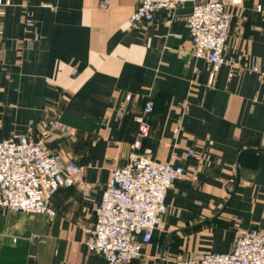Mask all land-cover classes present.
<instances>
[{
    "label": "crops",
    "instance_id": "crops-1",
    "mask_svg": "<svg viewBox=\"0 0 264 264\" xmlns=\"http://www.w3.org/2000/svg\"><path fill=\"white\" fill-rule=\"evenodd\" d=\"M2 2L0 141L58 122L49 148L81 173L51 198L53 219L0 211V264H106L84 240L110 173L133 152L185 175L128 264L226 254L237 235L264 233V0L229 9L225 64L212 85L207 62L191 55L192 4L134 29L127 20L138 0ZM138 118L148 135L135 150Z\"/></svg>",
    "mask_w": 264,
    "mask_h": 264
},
{
    "label": "built area",
    "instance_id": "built-area-1",
    "mask_svg": "<svg viewBox=\"0 0 264 264\" xmlns=\"http://www.w3.org/2000/svg\"><path fill=\"white\" fill-rule=\"evenodd\" d=\"M187 3L192 4L186 19L191 55L207 62L208 83L212 85L225 64L223 51L231 26L229 9L240 6L242 0H138L127 24L138 29L151 23L156 13L172 12ZM8 5L0 0V6ZM108 5L104 1L101 6ZM151 110V104H147L145 113ZM137 123L138 139L132 147L135 150L140 147V139L148 135L145 120L138 118ZM59 131L58 122L42 121L35 138L24 135L0 141V211L55 217L51 198L58 189L71 187L81 173L74 160H63L49 148ZM184 175V168L172 162H156L148 153L129 154L126 164L113 170L104 186L94 210L95 223L84 240L87 251L100 256L106 264H128L139 257L166 214L167 191ZM175 264H264V233L243 232L226 254L202 253Z\"/></svg>",
    "mask_w": 264,
    "mask_h": 264
}]
</instances>
